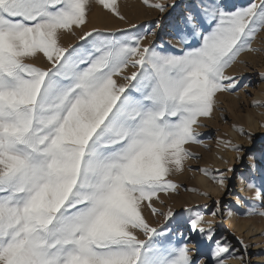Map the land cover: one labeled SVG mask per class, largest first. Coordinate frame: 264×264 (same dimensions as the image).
<instances>
[{"label":"snow or ice","instance_id":"snow-or-ice-1","mask_svg":"<svg viewBox=\"0 0 264 264\" xmlns=\"http://www.w3.org/2000/svg\"><path fill=\"white\" fill-rule=\"evenodd\" d=\"M95 3L124 19L116 0ZM143 3L161 13L175 6ZM90 10L91 0H0V264H195L191 234L152 227L144 209L176 218L153 201L198 158L187 146L201 143L194 126L212 115L217 94L239 86L225 69L257 51L264 0H198L177 30L178 51L95 29L63 47L62 35L85 25ZM41 55L51 67L30 62ZM129 66L136 71L118 84ZM255 198L264 200V182ZM185 211L191 233L215 242L212 264L243 259L225 237L215 239L212 221Z\"/></svg>","mask_w":264,"mask_h":264},{"label":"rangeland","instance_id":"rangeland-1","mask_svg":"<svg viewBox=\"0 0 264 264\" xmlns=\"http://www.w3.org/2000/svg\"><path fill=\"white\" fill-rule=\"evenodd\" d=\"M224 2L239 7L246 6L249 2L258 3L259 0ZM150 3H174L175 6L167 7L161 13L158 9L145 5L143 0H116L117 10L124 17L121 20L119 16L91 0L87 23L63 34L61 45L66 48L79 45L82 43L80 37L95 29L105 33H139L144 35L142 46H149L154 42L158 48L178 51L181 45L177 30L183 27V19L190 10L195 9L198 0H150ZM132 25L136 28L133 29ZM252 47L257 51L241 53L237 61L225 69V75L239 78V86L232 92L218 93L212 115L200 118L199 126H194L200 134L201 143L187 147L198 158L189 159L182 172L169 177L177 185L174 191L160 193V199L153 201L158 213L172 210L176 213V218L166 222L163 215H153L150 210L144 209V216L152 227L159 229L166 225L177 239L180 233L185 236L191 234L187 247L195 264H200L201 261L212 264V250L216 245L214 241L190 232L187 223L190 214L185 209H192V216L200 213L204 216V221H212L215 239L225 237L232 248L239 249L236 256L243 259L228 258L226 264H264L263 260L257 262L256 259L257 256L262 259L264 257V215L248 214L253 207L258 213L264 212V200L255 198L256 191L264 182V79L261 78V73H264V30L257 33ZM30 62L44 69L51 67L42 55ZM133 71L136 69L129 66L121 76L114 79L118 84L126 83L123 76L131 75ZM237 128L243 129L244 134L237 131ZM226 143L238 145L241 151L236 152L231 147H226ZM241 156L242 160L239 159ZM253 164L255 169L251 167ZM200 169L225 176V184L219 185ZM249 183L256 187L248 188ZM214 211L217 213L215 216L212 215ZM204 227L207 228V224ZM256 228L259 230L255 232ZM237 238L247 246V255Z\"/></svg>","mask_w":264,"mask_h":264},{"label":"bare ground","instance_id":"bare-ground-1","mask_svg":"<svg viewBox=\"0 0 264 264\" xmlns=\"http://www.w3.org/2000/svg\"><path fill=\"white\" fill-rule=\"evenodd\" d=\"M248 226H249V225H248ZM258 228H259V227H258ZM258 228L255 229V232L259 230ZM261 229H262V228H261ZM189 230H190V232H191L190 227H189ZM251 230H254V229L251 228ZM261 231H262V230H261ZM261 231H260V232H261ZM262 233H263V236H264V230L262 231ZM192 234H193V233H192ZM259 244H260V243H259ZM259 257H260V258H259ZM256 259H257V262H260V261H262V260L264 261V257H263V259H262L261 256H257Z\"/></svg>","mask_w":264,"mask_h":264}]
</instances>
